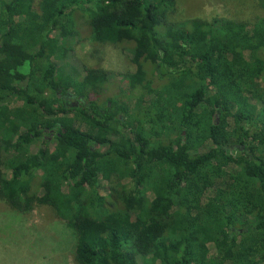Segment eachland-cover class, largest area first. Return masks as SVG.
<instances>
[{
    "label": "trees",
    "instance_id": "16d2710c",
    "mask_svg": "<svg viewBox=\"0 0 264 264\" xmlns=\"http://www.w3.org/2000/svg\"><path fill=\"white\" fill-rule=\"evenodd\" d=\"M176 5L0 0V211L49 209L73 264H264V19ZM81 42L131 68L60 64Z\"/></svg>",
    "mask_w": 264,
    "mask_h": 264
},
{
    "label": "rangeland",
    "instance_id": "374dc122",
    "mask_svg": "<svg viewBox=\"0 0 264 264\" xmlns=\"http://www.w3.org/2000/svg\"><path fill=\"white\" fill-rule=\"evenodd\" d=\"M176 20L225 18L254 24L264 19V4L259 0H177ZM91 50L88 43H79L73 49V58L65 51L57 58L61 63L77 67H100L114 73L131 68L127 56L113 47L102 48V62L96 64L86 57ZM112 91L117 88L113 86ZM72 91V90H71ZM0 210L2 206L0 205ZM0 211V264H73L72 251L62 238L63 229L46 207L37 208L25 217L9 216Z\"/></svg>",
    "mask_w": 264,
    "mask_h": 264
},
{
    "label": "flooded vegetation",
    "instance_id": "af4514ba",
    "mask_svg": "<svg viewBox=\"0 0 264 264\" xmlns=\"http://www.w3.org/2000/svg\"><path fill=\"white\" fill-rule=\"evenodd\" d=\"M66 98L70 100L71 99V96H66Z\"/></svg>",
    "mask_w": 264,
    "mask_h": 264
}]
</instances>
